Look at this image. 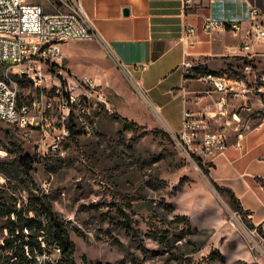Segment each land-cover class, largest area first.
Masks as SVG:
<instances>
[{
  "label": "rangeland",
  "instance_id": "374dc122",
  "mask_svg": "<svg viewBox=\"0 0 264 264\" xmlns=\"http://www.w3.org/2000/svg\"><path fill=\"white\" fill-rule=\"evenodd\" d=\"M27 1L48 13L62 9L60 0ZM238 40L226 39L228 44ZM228 59L231 64L222 75L243 79L250 90L246 97H229L227 114L217 116L227 123L223 127L231 139L234 125L229 121L239 119L243 132L247 124L264 120V70L249 57ZM191 64L190 74L196 67ZM60 68L70 76L93 79L104 89L108 104L96 107L86 122L79 120L75 135L57 152H47L51 137L43 139L40 131L0 121V162L24 156L34 162L39 192L65 221L78 264H264V236L250 227L248 212L213 181L212 167L189 163L161 134L168 133L167 126L181 130L183 105H162L170 96L159 101L158 89L146 91V96L160 105L144 102L96 40L67 43ZM4 71L0 66V76ZM180 73L159 88L178 84ZM141 75L136 72L134 78ZM13 80L18 81L19 105L41 101L31 84ZM151 86L148 81L144 90ZM51 118L59 126L58 114ZM127 123L137 127L127 130ZM215 168H220L218 163ZM8 175L0 172V194L6 201L13 197L23 202L26 185ZM57 254L50 253L53 258Z\"/></svg>",
  "mask_w": 264,
  "mask_h": 264
},
{
  "label": "crops",
  "instance_id": "0c3cea01",
  "mask_svg": "<svg viewBox=\"0 0 264 264\" xmlns=\"http://www.w3.org/2000/svg\"><path fill=\"white\" fill-rule=\"evenodd\" d=\"M80 2L102 39L99 42L108 49L110 55L126 65L133 75L136 72L142 73L140 79L136 80L143 89L150 81L152 86L144 90L145 93L158 89L159 101L170 96L162 105H183V117L185 111L205 114L212 129L227 134L228 147L223 157L215 159L220 168L212 171V176L215 177L213 181L233 192L242 208L251 213L252 224L260 226L264 236V120L255 125L247 124V129L243 132L241 127L244 125L239 119L229 121L234 125L230 139L227 128L223 127L227 123L217 117L220 116L217 102L222 94L201 76L209 72L224 76L222 72L231 64V59L228 58L246 57L241 51V42L249 29L248 12L255 8L264 14V0H193L187 6L184 0ZM207 19L241 20L243 31L238 36L229 30H213L208 34L203 30ZM190 27L196 29V35L188 39L186 32ZM229 36L238 37L239 40L228 44L226 39ZM66 44L63 45V52ZM253 51L250 59L255 60L264 70V41L255 43ZM185 62L195 63V73L190 74L186 70ZM179 71L178 84L159 88L164 80ZM203 86L206 87L205 90H196ZM141 99L150 105H160L153 103L146 95ZM212 119L219 124L217 127ZM166 131L176 132L170 126L166 127Z\"/></svg>",
  "mask_w": 264,
  "mask_h": 264
},
{
  "label": "built area",
  "instance_id": "2783aa9c",
  "mask_svg": "<svg viewBox=\"0 0 264 264\" xmlns=\"http://www.w3.org/2000/svg\"><path fill=\"white\" fill-rule=\"evenodd\" d=\"M192 1L184 0V4ZM60 4V11L48 13L42 5L27 0H0V66L5 70L0 76V121L21 130L40 131L43 139L51 137L48 153L60 150L72 136L71 125L77 129L79 120L86 122L96 107L108 104L104 89L93 79L73 77L60 68L65 43L102 40L80 0H60ZM247 23L249 29L242 38L241 51L250 58L255 43L264 41V14L251 8ZM203 30L208 34L229 30L238 36L243 31V21L207 19ZM195 35L194 27L187 29L188 39ZM114 60L138 95L145 98L146 93L132 71ZM184 67L189 71L192 64L185 62ZM14 78L31 84L40 92L41 101L19 105L18 81ZM204 78L222 94L217 102L221 115L227 114L229 97L242 98L250 92L243 79L212 74ZM53 114H58L60 127L52 121ZM168 134L183 158L197 166L204 163L212 171L215 159L223 157L228 147L227 134L213 131L205 114L185 111L182 130ZM205 171L210 174L208 169Z\"/></svg>",
  "mask_w": 264,
  "mask_h": 264
},
{
  "label": "trees",
  "instance_id": "16d2710c",
  "mask_svg": "<svg viewBox=\"0 0 264 264\" xmlns=\"http://www.w3.org/2000/svg\"><path fill=\"white\" fill-rule=\"evenodd\" d=\"M208 74L221 76L215 72L201 76ZM136 127V123L126 125L127 130ZM70 128L72 135H75L76 127L71 125ZM161 134L169 137L168 133ZM33 164L27 156L0 162V172H9L8 178L12 176L15 180H22L26 185L22 190L27 192L26 199L21 203L13 197L10 198L11 202L6 201L0 194V200H3L0 202V223L3 231L0 264H78L75 259L76 243L48 196L39 192L32 175ZM226 190L233 194L230 189ZM248 214L251 215L249 212ZM250 227L259 229L262 235L260 226L255 227L252 224ZM54 251L58 253L56 258L50 255ZM83 260L86 261L87 258L83 257Z\"/></svg>",
  "mask_w": 264,
  "mask_h": 264
}]
</instances>
